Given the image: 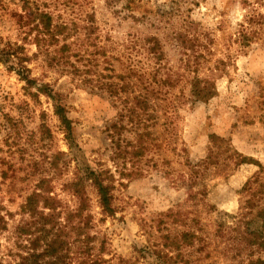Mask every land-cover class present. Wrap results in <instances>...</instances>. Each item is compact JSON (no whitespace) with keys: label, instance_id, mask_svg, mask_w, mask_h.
<instances>
[{"label":"rangeland","instance_id":"rangeland-1","mask_svg":"<svg viewBox=\"0 0 264 264\" xmlns=\"http://www.w3.org/2000/svg\"><path fill=\"white\" fill-rule=\"evenodd\" d=\"M26 1L69 28L67 64L61 37L34 45ZM106 75L152 102L129 115L91 88L124 82ZM194 77L214 83L205 102ZM75 161L106 171L112 194L104 215L85 183L83 228ZM263 224L264 0H0V264H255Z\"/></svg>","mask_w":264,"mask_h":264},{"label":"trees","instance_id":"trees-1","mask_svg":"<svg viewBox=\"0 0 264 264\" xmlns=\"http://www.w3.org/2000/svg\"><path fill=\"white\" fill-rule=\"evenodd\" d=\"M20 18L24 19L26 21L24 23L30 25L36 31L34 36V45L40 51L42 50V48H46V46L48 47L51 44L50 42L57 43V41H59L58 38L61 37L64 43H62L58 49L59 59L57 63L60 64V62L62 61L63 63L67 64L68 57H71V54L69 53L71 44H66L65 42L70 32L66 24H52L51 16L48 13L39 11L37 8H31L29 6L28 1L24 2L23 15ZM41 42H43L44 45H41ZM146 44V54L151 57V59H156V61H158L162 56L161 46L159 44L158 39L151 38L150 40H146ZM2 56L7 59L10 58L11 60L14 58L15 61L12 66L15 68V72L22 80L25 81L26 85L29 86L32 84L33 81L30 80L28 77L29 69H27L25 65H22L23 59L21 57H17L16 53L10 52L9 49L3 50ZM82 58L83 56L79 54L77 60H81ZM70 66L74 67V65L72 64H70ZM79 70L80 69L76 67L74 69L75 72L80 73ZM127 75H129V73ZM106 76L110 79L120 78L124 82L119 83L115 82L114 80H111L108 83L104 82L100 85H92L91 88L96 87L100 89H105L109 93V95L114 97L116 101L120 100V103L125 104L124 110L129 115H131V113H135L140 108L146 109L148 105H150V103L152 102V100L149 98L147 91H145V85H142L141 91L139 90V87L136 83L126 81V78L123 75ZM128 77L129 76H127V78ZM97 80L98 79L94 81ZM85 81L92 82V79L82 80V82ZM189 85L191 96L195 100L200 102L207 101L215 93L214 83L208 79H200L194 77L192 80H190ZM46 88H48L46 87V85H41L37 88V91L43 92L44 94H46V96H50L51 99H54L55 96L54 94H52V91ZM53 108L54 113L57 115L60 121V125L63 128L65 139L68 141L70 139L71 132L68 119L64 116V108L61 105H58L57 103H54ZM75 164L76 167L74 173V180L69 182L66 186L69 189H72V194L78 199V206L75 209V215L79 217L80 221L82 222L81 228H83L84 225L89 222L90 218L89 216L83 215V212L85 210L84 202L86 200L83 191L85 183L89 182V184L95 189L96 194L98 196L101 211L104 215L111 216L113 214V208L111 206L112 194L111 187L107 183L109 177L106 171L98 169L97 167L79 164L77 161H75ZM45 201L47 202V198L45 199ZM27 203L29 204V201ZM262 226L264 228V224ZM262 232L259 234V237L257 236V238H255V240H261L258 246L262 247V250L264 252V235H262ZM255 264H264V260H257Z\"/></svg>","mask_w":264,"mask_h":264}]
</instances>
